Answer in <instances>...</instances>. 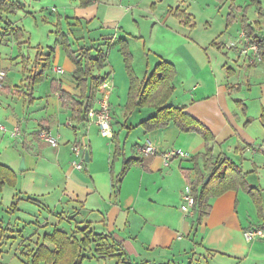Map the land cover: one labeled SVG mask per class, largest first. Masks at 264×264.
Listing matches in <instances>:
<instances>
[{
    "label": "crops",
    "instance_id": "0c3cea01",
    "mask_svg": "<svg viewBox=\"0 0 264 264\" xmlns=\"http://www.w3.org/2000/svg\"><path fill=\"white\" fill-rule=\"evenodd\" d=\"M229 1L232 5L223 2L229 9L220 11V41L194 40L176 32L181 40L168 51L144 48L142 77L134 68L135 45L143 38L141 28L133 24L138 23L135 13L115 4L118 0H97L88 6L80 3L76 15L65 12V17L59 16L55 43L49 50L38 44L44 56L38 69L46 56L51 59L41 83L30 89L23 82L24 75L13 83L6 76L0 84V97L5 99L0 126L8 131L0 129V159H4L0 161L15 171L18 184L2 190L9 202L0 200V264H26V255L36 242L55 229L81 238V229L86 227L87 232L103 233L121 243L135 263L171 264L173 259L195 254L192 264H264V231L255 229L264 224V59L258 43L245 31L246 24L256 25L257 35L264 39V4L260 0L240 5L237 0ZM153 21L164 26L167 19L155 17ZM179 22L193 27L191 17ZM58 27L74 51L91 48L93 56L99 48L108 52L105 66L94 69L93 75L106 76L113 87L112 137L101 135L87 113L83 121L75 115L77 100L89 96L90 88L74 79L75 64L57 36ZM117 39L127 42L139 80L160 60L175 66V90L169 104L184 108L210 130L213 141L207 143L200 133H184L173 124L145 130L141 122L155 114L153 107H139L127 114L130 80L121 46H113ZM252 43L258 51L248 49ZM24 56L21 50L22 61ZM114 63L124 68L126 78L123 73L118 77ZM57 66L64 69L63 74L54 71ZM12 68L9 62L0 66L5 71ZM101 97L99 86L98 95L85 101V107L98 109ZM15 126L21 129L18 137L10 133ZM46 132L57 138L58 146L44 139ZM147 140L155 146L156 155L140 152ZM74 144L82 145L84 160L89 153L83 170L72 166ZM171 149L190 157L174 158L166 166L161 154ZM208 152L213 157H229L247 173L249 184L261 192L263 217L244 190L212 198L211 212L200 223L193 208L190 213L181 209L183 191L195 179L192 159L197 158L203 170L204 160L210 158L203 155ZM138 157L140 161L131 166L116 192L114 180L124 161ZM249 230L257 232L253 240L245 237ZM94 248L92 244L85 255L101 260Z\"/></svg>",
    "mask_w": 264,
    "mask_h": 264
},
{
    "label": "trees",
    "instance_id": "16d2710c",
    "mask_svg": "<svg viewBox=\"0 0 264 264\" xmlns=\"http://www.w3.org/2000/svg\"><path fill=\"white\" fill-rule=\"evenodd\" d=\"M93 1L97 0H81V5L88 6ZM6 9L8 10V8L0 5V11ZM245 31L252 40L258 43L264 59V39L257 35V26L246 24ZM56 33L60 37L59 40H61L60 42L63 44L68 56L75 64V70L73 72L74 79L80 85H86L87 83L90 88L89 96H85L82 100L73 98V100H77L76 113H74L83 121V116L88 111V108L85 107V101H92L98 95L99 86L107 80L106 76H94L93 70L102 69L105 66L108 60V52L107 50L103 51L99 48L97 54L93 56L91 48H82L74 51L68 42L66 34L59 27ZM22 36L23 34L20 32L17 36L19 41ZM23 42L37 52L34 59L31 58L30 54L23 57L22 69L24 75L23 82H27V86L30 89H34L36 84L44 80V71L51 65V59L46 56L45 64L39 70L40 62L44 60L40 47H33L30 43V37H28L27 41ZM114 45L121 46L130 80L129 97L126 105L127 114L134 112L139 107H153L156 110L155 114L141 122L145 130L151 131L173 124L184 133H200L207 143L214 140V136L210 130L189 115L184 108L169 104V100L174 94L175 86L173 82L176 77V68L171 62L160 60L148 75L142 80H139L133 69V58L128 49L127 42L123 39H117L113 41ZM3 81H0V84ZM118 154L119 150L117 151ZM205 156H210V158L204 160L203 170L199 166L197 158L192 159L195 163V168L193 169L196 171L195 179L188 184L192 189L195 199L193 210L198 214L197 221L200 223L203 218L210 214L212 208L210 200L212 198L220 197L229 191L238 190H244L252 197L258 207L260 215L263 217L261 192L249 184L247 173L227 156L217 155L213 157L210 152L203 155L204 158ZM140 159L138 157L124 161L121 173L114 180L113 185L116 192L119 191L120 184L128 170L133 164L139 162ZM208 176H210V180L205 183ZM17 184L18 176L15 171L0 161V191L5 187L14 188ZM88 229V227L81 229L84 233L81 238H77L74 234L68 236L67 233L59 229H55L50 234L44 235L40 241L36 242L34 249L26 255V264H84L87 258L84 252L92 244L95 245L94 253L98 257L116 260L115 264H151L148 261L135 263L127 255L121 243L114 242L109 236L103 233L87 232ZM255 229L257 231H264V224L255 226ZM49 244L53 245V249Z\"/></svg>",
    "mask_w": 264,
    "mask_h": 264
},
{
    "label": "rangeland",
    "instance_id": "374dc122",
    "mask_svg": "<svg viewBox=\"0 0 264 264\" xmlns=\"http://www.w3.org/2000/svg\"><path fill=\"white\" fill-rule=\"evenodd\" d=\"M224 1L228 6L232 5L229 0H118V3L115 2V4L123 5L135 13L134 18L138 23L133 24L135 27L139 26L142 30L143 38L139 41V44L135 45V49H138L135 50L136 63L134 68L139 76L142 77L141 74L145 72L144 48L148 49V46H150L152 49L154 47L158 50L168 51L175 42L181 40L177 33L182 32L194 40L200 39L204 42L220 41V21L223 14L220 11L223 7L224 11L229 9L227 5L224 6ZM237 1L239 3L236 4L239 5L245 2L248 4L253 3V0ZM260 1L264 4V0ZM80 3L81 0H0V5L8 8V10L0 11V66L6 62L13 64V68L10 71L4 70L7 75L9 74V80H12V83L15 78L23 76V73H20L23 69L21 50L25 56H28L29 53L32 59L35 58L37 53L35 49L29 48L28 44L23 41H27L28 37H30L33 47L40 44L45 51L49 50L55 43L56 23L61 19L59 16L65 17V12H69L68 16L76 15V6H79ZM155 9L157 12L153 16L152 12ZM130 15V12H128L129 18L131 17ZM155 17L163 21L167 19L164 26L156 24L153 21ZM190 17L192 19V28L187 27L188 25L180 24V20L186 21ZM65 22H63V25L69 28V25ZM84 28V31L87 32L86 24H84ZM20 32L23 34L20 39L21 42L17 38ZM114 64L118 77L120 78V74L123 73L126 78L124 68L118 67L116 63ZM0 100L2 101L0 107L3 109V107L5 108L3 101L5 99L0 97ZM0 160L3 162L4 159ZM0 200L9 202L8 194L0 191ZM194 255L190 254L189 258L173 259L171 264H192ZM88 257L89 255L85 264L112 263L109 259L89 260ZM5 258L7 259L8 257Z\"/></svg>",
    "mask_w": 264,
    "mask_h": 264
},
{
    "label": "built area",
    "instance_id": "2783aa9c",
    "mask_svg": "<svg viewBox=\"0 0 264 264\" xmlns=\"http://www.w3.org/2000/svg\"><path fill=\"white\" fill-rule=\"evenodd\" d=\"M248 49H253L254 51H258V46L256 43H252ZM248 50H244L243 52L247 54ZM261 59V57H260ZM54 71L63 74L64 69L62 67H55ZM6 72L2 69H0V81L6 79ZM102 89V97L98 100L100 107L98 109H95L94 107H90L87 111V119L91 123H95L100 130L101 135L105 137H112L113 135V126H112V115H111V104H110V96L112 94V84L108 81H105L101 85ZM0 129L3 132H7L8 129L1 125ZM11 135L13 137H18L21 134V129L19 126H15L12 131H10ZM44 139L50 143L52 146H58V140L57 138L53 137L50 133H44L43 134ZM140 152L144 155H156L157 150L155 146L152 144L150 140H147L140 148ZM72 154L74 156V160L72 161V166L78 170H83L84 168V154L82 152V145L80 144H74L72 146ZM164 165H169L170 162L177 157L181 158H189L190 156L180 150V149H171L169 151H166L161 154ZM183 204L181 206V209L185 213H190V210L193 208L195 199L192 193V189L190 185H187L183 191ZM245 237L247 240H253L255 237H257V232L254 230H249L245 232Z\"/></svg>",
    "mask_w": 264,
    "mask_h": 264
},
{
    "label": "water",
    "instance_id": "95a60500",
    "mask_svg": "<svg viewBox=\"0 0 264 264\" xmlns=\"http://www.w3.org/2000/svg\"><path fill=\"white\" fill-rule=\"evenodd\" d=\"M85 158H86V159H85L86 162H88V161H89V153H88V152H86V154H85ZM22 167H24V161H22L21 169H22ZM209 180H210V176H208V177L206 178L205 183H207Z\"/></svg>",
    "mask_w": 264,
    "mask_h": 264
}]
</instances>
